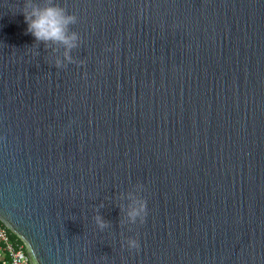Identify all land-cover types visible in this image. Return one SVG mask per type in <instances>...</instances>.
Here are the masks:
<instances>
[{"label": "water", "instance_id": "95a60500", "mask_svg": "<svg viewBox=\"0 0 264 264\" xmlns=\"http://www.w3.org/2000/svg\"><path fill=\"white\" fill-rule=\"evenodd\" d=\"M59 2L66 68L0 0V221L30 264H264V0Z\"/></svg>", "mask_w": 264, "mask_h": 264}, {"label": "clouds", "instance_id": "9594fccd", "mask_svg": "<svg viewBox=\"0 0 264 264\" xmlns=\"http://www.w3.org/2000/svg\"><path fill=\"white\" fill-rule=\"evenodd\" d=\"M17 6L28 25L27 33L35 37V44L39 46L43 43L45 49L51 48L53 52H59L61 47L64 49L62 57L59 55L55 57L56 68H66L68 63L76 62L71 54L72 50L80 45L79 33L71 28V25L78 22L76 13H70L59 0H23L22 6ZM39 54L37 50L36 55ZM143 189V184H137L134 191L121 194V199L128 201L127 205L121 206V210L126 209V218L120 221L121 224L145 222L148 208L147 199L140 194ZM103 206L101 204L99 207ZM94 220L101 231L111 226V222L104 218L99 209ZM125 246L139 250L140 241L135 237H128Z\"/></svg>", "mask_w": 264, "mask_h": 264}, {"label": "built area", "instance_id": "2783aa9c", "mask_svg": "<svg viewBox=\"0 0 264 264\" xmlns=\"http://www.w3.org/2000/svg\"><path fill=\"white\" fill-rule=\"evenodd\" d=\"M10 232L0 221V264H30L25 243L12 239Z\"/></svg>", "mask_w": 264, "mask_h": 264}, {"label": "trees", "instance_id": "16d2710c", "mask_svg": "<svg viewBox=\"0 0 264 264\" xmlns=\"http://www.w3.org/2000/svg\"><path fill=\"white\" fill-rule=\"evenodd\" d=\"M10 233H11V237H12V239H14V240L17 241V242H22L21 238H19L16 234H14V233H12V232H10Z\"/></svg>", "mask_w": 264, "mask_h": 264}]
</instances>
